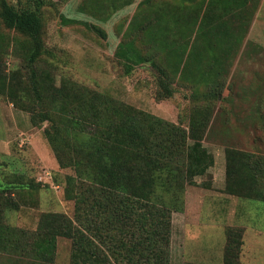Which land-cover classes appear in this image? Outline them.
I'll list each match as a JSON object with an SVG mask.
<instances>
[{
    "label": "trees",
    "instance_id": "trees-1",
    "mask_svg": "<svg viewBox=\"0 0 264 264\" xmlns=\"http://www.w3.org/2000/svg\"><path fill=\"white\" fill-rule=\"evenodd\" d=\"M178 1L176 9L169 0L140 2L157 8L148 10L146 23L138 30L148 34L149 45H154L148 47L151 51L175 52L174 42L168 40L172 35L182 38L178 53L183 83L208 82L217 58L208 56L205 67L198 48L210 45L206 41L210 35H227L247 3ZM254 2L255 8L258 0ZM44 4L19 0L15 6L0 0V96L28 113L33 126L45 124L43 137L59 168L73 170L64 177V195L74 201V216L44 213L32 232L8 227L3 223L5 211L18 208L11 197L21 190H36L40 184L20 177L0 183V253L25 259L27 264H55L61 237L71 241L69 264H170L172 214L183 211L186 187L196 185L194 178L207 172L213 158L202 140L181 125L170 126L68 76L60 74L57 81L58 66L48 60L44 42ZM229 11L234 12L231 17H222ZM90 28L99 38H107L100 24ZM7 56L16 60L9 68ZM123 63L129 72L133 65ZM189 71L194 73L191 79ZM163 73L154 74L157 97L170 99L175 89ZM194 110L197 124L210 113L207 108ZM225 156L226 191L264 203V155L230 148ZM227 237L224 264H237L242 230H230Z\"/></svg>",
    "mask_w": 264,
    "mask_h": 264
},
{
    "label": "rangeland",
    "instance_id": "rangeland-1",
    "mask_svg": "<svg viewBox=\"0 0 264 264\" xmlns=\"http://www.w3.org/2000/svg\"><path fill=\"white\" fill-rule=\"evenodd\" d=\"M43 1L44 42L50 54L48 60L58 66L57 81L60 74L68 76L170 126L181 125L188 134L202 140L213 158L207 172L194 178L196 185L186 187L183 211L172 214L170 264H224L230 230H242L237 264H264V203L230 194L225 179L226 150L264 155V50L255 55L257 65L251 72L258 96L250 95V87L244 83V74L249 73L244 63L230 81V70L222 69V65L226 67L225 61L236 57L251 24L252 27L256 24L254 19L261 0L255 8L256 1L242 0L247 9L240 13L234 27L229 26L227 35L215 33L206 39L214 47L212 51L207 45L198 48L200 64L205 67L208 56L217 58L208 82L191 79L194 73L189 71L191 80H186V84L182 81L178 53L182 38L170 36L168 41L174 42L175 52H167L166 48L151 51L148 34L138 30L146 23L148 10L156 9L157 4L149 8L147 4L140 5L143 0ZM169 1L175 9L180 5L178 0ZM8 2L19 6V0ZM233 13L226 12L222 17H231ZM92 24H100L106 30L105 40L92 32ZM189 37L188 34L185 40ZM254 45L251 42L250 48ZM249 51L244 53L242 62L246 63ZM4 61L7 68L16 63L10 56ZM125 61L133 65L129 72L124 67ZM161 71L175 89L170 99L157 97L154 74ZM197 108L210 111L198 124V117H192ZM191 124L195 126L192 128ZM44 127L45 124L33 126L28 113L0 96V183L7 184L20 177L24 182L40 184L36 190H21L11 197L18 208L5 211L3 223L8 227L32 232L44 213H60L70 219L74 216V201L64 195V177L72 175L73 170L59 168L43 137ZM71 252V241L58 238L55 264H69ZM9 261L27 264L25 259L0 253V264Z\"/></svg>",
    "mask_w": 264,
    "mask_h": 264
},
{
    "label": "crops",
    "instance_id": "crops-1",
    "mask_svg": "<svg viewBox=\"0 0 264 264\" xmlns=\"http://www.w3.org/2000/svg\"><path fill=\"white\" fill-rule=\"evenodd\" d=\"M258 19L260 20L259 24H257ZM254 21H256V24L254 23V27H252L253 23L251 24V27H250L251 30L247 34L244 44H241L236 57L230 62L228 60L225 61L227 68L222 65V69L230 70L228 74L229 81H230L232 78L234 79V77L237 75V70L241 67V64L244 63L245 68L249 72L248 75L247 73L244 74V83L247 84L246 86L250 87L249 88L250 95L258 96L259 95V92H257L258 88L253 83V80L255 79H253V75H251L252 74L251 72H252V68L257 65L255 63L256 62L255 55L258 52H263L264 50V26H263L264 24V0H261L260 7L258 9V13L256 14ZM257 31H258V34H257ZM251 42L255 44L253 48H250ZM247 49H250V51L248 53V58L245 63V61L242 62V60H243V55L247 51ZM228 53L233 54L235 52L233 53L228 52ZM262 62H264V59H262Z\"/></svg>",
    "mask_w": 264,
    "mask_h": 264
},
{
    "label": "built area",
    "instance_id": "built-area-1",
    "mask_svg": "<svg viewBox=\"0 0 264 264\" xmlns=\"http://www.w3.org/2000/svg\"><path fill=\"white\" fill-rule=\"evenodd\" d=\"M48 176V174H46Z\"/></svg>",
    "mask_w": 264,
    "mask_h": 264
}]
</instances>
